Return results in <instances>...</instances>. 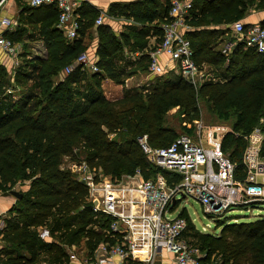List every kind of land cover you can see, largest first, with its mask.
Returning a JSON list of instances; mask_svg holds the SVG:
<instances>
[{"label": "trees", "instance_id": "obj_1", "mask_svg": "<svg viewBox=\"0 0 264 264\" xmlns=\"http://www.w3.org/2000/svg\"><path fill=\"white\" fill-rule=\"evenodd\" d=\"M253 1L222 0L218 4H208L206 0H194L189 23L195 27L219 21L233 23L242 18ZM143 4V9L138 3L128 4L120 12L142 25L135 35L146 36L152 31L161 41L162 23L170 19L171 0H166L162 16L155 1L145 0ZM257 7H264V0H260ZM26 10L32 11L40 22V34L49 55L34 61L39 64L32 82L36 83L35 87L43 88L40 95L28 89L14 102L10 101L6 112L0 115V185L10 192L28 184L20 191L22 196L17 198L6 220L3 239L10 253L5 264H37V250L43 247V241L33 234L32 228L46 226L54 215L61 216L55 220V229L78 223L79 227L61 233L59 238L70 243L84 239L88 256H92L101 243H116L119 235L113 236L109 229L111 217L94 212L87 184L71 168L62 165L63 158L81 159L91 169L101 170L113 178H119L122 173L131 175L137 170L145 179L154 178L159 170L147 159L138 138L147 134L152 146L171 144L181 135L175 137L173 127L166 124V113L174 107L180 109L186 123L200 119L199 99L209 101L221 120L235 115L232 127L239 135L226 134L223 148L228 154L232 150L229 156L236 163L237 176L245 177L242 159L247 141L244 135L253 130L250 122L264 119V52L246 47L240 37L227 60L226 55L215 51L206 40L186 32L199 66L215 64L223 70V77L210 78L196 87L183 76L171 72L170 77L158 75L152 87L128 88L123 97L111 100L104 95L101 81L108 77L124 83L116 58L128 43V35L121 41L108 29L98 28L97 65L100 70L90 76L85 91L79 87L86 71L81 65L67 76L61 73L86 51L84 37L99 16L97 11L79 7V36L69 40L56 25L58 9L54 5L30 6ZM157 19L162 20L160 26L151 25ZM144 59L148 68L150 56ZM2 64L0 60V95L5 94L9 78H12ZM58 75L55 81L53 77ZM48 82L50 88L45 89ZM260 127L264 133V123ZM182 129V133L194 132V127L186 124ZM165 174L169 184L180 179L176 174ZM179 215L187 219L188 226L195 227L184 210ZM216 223L222 227L220 232L206 234L205 241L200 244L189 239L187 231L184 233L187 240L206 254L201 259L203 264H264V215L232 223L221 218ZM62 241L54 240L46 246L45 253L54 264L68 262V252ZM128 264L141 262L130 259Z\"/></svg>", "mask_w": 264, "mask_h": 264}, {"label": "built area", "instance_id": "obj_2", "mask_svg": "<svg viewBox=\"0 0 264 264\" xmlns=\"http://www.w3.org/2000/svg\"><path fill=\"white\" fill-rule=\"evenodd\" d=\"M29 5H54L58 9V27L66 37L73 40L79 36L80 3L77 0H29ZM192 8V0H171L170 19L162 25L160 45L150 52L148 71L155 75L173 72L197 87L210 76L196 62L192 43L186 35L191 27L189 14ZM103 22L104 16L100 14L96 23L101 25ZM0 26L14 29L19 22L3 17ZM234 31L244 40L246 47L264 52L263 25L236 21ZM0 46L13 56L15 65L19 63L15 55L17 47L11 39L0 35ZM229 49L230 45L226 46L223 53L228 54ZM162 53L168 56L164 64L159 61ZM76 61L67 68V74L78 65L91 72L100 70L87 51L82 52ZM185 124L194 127V133L181 134L168 146H152L147 134L138 138L147 159L159 170L154 178H143L139 170L124 178H113L101 170L91 169L85 161L82 162L84 172L76 169L79 179L89 188L94 212L111 217L109 229L113 236L119 235L114 244L101 243L84 264H104L114 256L120 258L116 264H126L130 259L150 264L161 252L173 255L170 264H203L201 259L206 254L184 237L187 219L179 213L171 215L179 198L188 195L195 198L204 213L216 222L229 209L264 203L262 129L244 135L247 141L242 159L245 177L241 179L237 176L236 163L223 148L226 134L239 135L232 126L225 123L205 125L200 120ZM165 172L176 174L180 179L169 184ZM5 228V221L0 219V243Z\"/></svg>", "mask_w": 264, "mask_h": 264}, {"label": "crops", "instance_id": "obj_3", "mask_svg": "<svg viewBox=\"0 0 264 264\" xmlns=\"http://www.w3.org/2000/svg\"><path fill=\"white\" fill-rule=\"evenodd\" d=\"M77 1L80 3L81 9H84L85 11L96 10L97 15L102 14L104 16L103 24L98 25L95 20L93 26L88 30L86 36L84 37V41L86 42L87 45L86 51L90 54V56L94 57L96 64L97 61L99 60L98 47L100 43V35L98 28L100 26L108 29L121 41L124 40L125 35H128L129 37L128 43L124 44L123 46V54L127 53L133 58L129 61H125V65L130 68L132 66L135 69H132L133 71L130 72L131 74L128 73L124 77L125 79L124 83L121 84L115 82L111 78L108 77L104 78L101 81V87L106 98L111 100L119 99L124 96L126 89L141 87V85H138L137 87L128 85V82L132 80V77L138 76L139 72L142 73V70L138 69V64L140 63H143V66L141 67L142 69H144L143 71L149 73V75L151 76L153 75L155 76V74H151L148 71L146 65L147 60H145L144 57L148 55L150 56V52L156 49L160 45L162 39L160 41V37L157 34H154L152 31L149 35L146 36H140L139 34L135 35L136 32L142 27V25L138 23L132 16L121 13L122 12L121 10L124 8V6L132 3H138L139 4L138 6H140V8L143 9L144 8L143 2H145V0H77ZM153 1H155L158 4V12L162 16L166 11V0H153ZM206 1L208 4H218L221 3L222 0H217V1L206 0ZM192 2L194 6V0H192ZM259 2L260 0H254L252 6H249V8L245 10L244 15L238 21H242L245 24L255 23L264 26V7H257ZM113 6L116 7L114 11L111 10ZM26 9H30L29 0H3V1L0 0V19L3 17H10L13 19H17L20 25L14 29H9L5 26L4 27L0 26V35H3L9 39L12 38L11 40L14 43L19 42L18 39L22 37L20 40L21 43H19L20 45L19 47L20 48L22 47V50L26 45V47L30 50L31 55L33 54V57L46 58L48 47L40 34L41 24L35 19V17L32 14V11ZM193 11L194 10L192 8L189 14L191 17L193 15ZM41 18H44V15L41 16ZM161 22L162 20L157 19L151 25L160 26ZM235 22L236 21L228 24L219 21L218 23L212 22L211 24H208L206 26H199V27L190 25L191 27L187 30V32L196 34L197 36L201 37L203 40H206L209 46H211L215 51L220 50L223 53V49L226 46L230 45L228 54L223 53L224 55L227 56V60H228L229 55L232 53L233 49L237 45L238 40L240 39V36L237 35L236 32L234 31ZM56 23L58 27V22ZM63 34L65 35L64 32ZM136 44L141 46L139 47ZM19 47H17L18 50ZM15 55L18 57V60H20L19 59L21 56L20 50ZM0 60L6 63L8 69L12 70L17 67V64L15 65L13 63V56H10L6 52H4L1 46H0ZM167 60H168V56L166 54L162 53L159 55V61L161 63L164 64L167 62ZM116 66L124 75V72L126 71V69H124L125 67L121 69V67L117 62H116ZM170 66H172V63L170 64ZM203 67L206 68V74L209 76L211 75H213V77L224 76L223 70H221L215 64L204 63ZM122 70H124V72ZM132 72H136V73H132ZM92 74L93 72L86 70L84 74V78L82 79L81 82H79V87H82V89H84L85 86H88L90 84V76H92ZM147 84H150L152 86L154 84V81L148 79L147 83L143 86L151 87L148 86ZM6 97H12V96L7 92H5V94L3 95H0V115L6 112V110L9 107L10 101L14 102L16 99H18V98L7 99ZM23 187L27 188L28 184L26 183V185ZM16 202H17V197L11 194V192H6L0 195V219H3L5 221L6 226H7V222H6L7 217H9V214L12 208L14 207V205L16 204ZM41 228L42 227L32 228V230L35 231L37 230V232L39 233ZM38 235L40 236V239L43 240L42 233ZM9 253L10 252L8 250V247L6 246V242L4 241V239H2V242L0 243V264H5V260L9 256ZM25 254L29 256L27 252H25ZM172 259H173L172 254L167 252H161L153 259V262H151L150 264H170L172 262ZM84 260L85 259H83L81 263L76 261H69L66 264H84ZM119 260L120 258L118 256H114L104 264H116L119 262ZM128 261L126 264H128ZM141 264L144 263L141 262Z\"/></svg>", "mask_w": 264, "mask_h": 264}, {"label": "rangeland", "instance_id": "obj_4", "mask_svg": "<svg viewBox=\"0 0 264 264\" xmlns=\"http://www.w3.org/2000/svg\"><path fill=\"white\" fill-rule=\"evenodd\" d=\"M21 38L18 39L19 42L14 43V45L16 47L20 46L19 43H21V41H20ZM19 50H20L21 56L19 58L20 59L19 63L17 64V67L15 69H12V70L8 69V66L6 65V63H4V61H2V63H3L2 65H4L8 69L7 72H9V75H11V77H12V78H9V84H8V88L6 90V92L9 93L12 97H6L7 99L19 98L23 94V92H26V91L28 92L29 90H34V92H37V94L40 95V91H41V89H43V88L35 87L36 83L32 82V79L36 78V75L38 73L37 67L39 64V62H34V61L46 59L49 55V49L47 48V57L46 58L33 57V54L31 55L30 50L26 47V45L24 46L23 50H22V47L21 48L19 47ZM19 50L17 49V52ZM132 58L133 57L127 53L123 54V51H122V53L119 52V55L116 58V61L119 64V66L121 67V69H123V67H125L124 69H126L125 72H124V70H122L124 72V75H123L124 77L128 73L131 74L130 72L133 71L132 69H135L132 66L130 68V67L125 65V61H129ZM68 66H71V65L69 64ZM68 66L64 67V69L61 73L62 76L68 75L67 74ZM142 66H143V63L138 64V69L139 70L141 69L142 73L139 72L138 76L132 77V80H130L128 82V85L134 86V87L141 85V87H144L143 85H145L147 83L148 79L153 80L154 82L157 81L158 75H155V76L149 75V73H146L145 71H143L144 69L141 68ZM205 72H206V68H205ZM132 73H136V72H132ZM161 75H164V77L165 76L170 77L169 73H165V74H161ZM215 76H216V74H215ZM58 77H60V75L53 77V78L56 81V80H58ZM210 78L213 79V78H220V77H217V76L213 77V75H211ZM147 85L151 86L150 84H147ZM44 88L45 89L50 88V83L49 82L46 83ZM138 88L139 87H137V89ZM80 89H82V87H80ZM85 91H87L86 87H85ZM198 102H199L198 105H199L200 115H201L199 120L205 125L225 123L229 126H232L233 122L236 120L235 115L228 120H225V121L221 120L214 113V110H213L209 101H207L205 99H199ZM184 119H185L184 115L181 113V111L178 107H174L166 113V116H165L166 124L173 127L174 132H175V137H177L180 134H184V133H182L183 132L182 126L186 123L183 121ZM256 120L257 119H254L252 122H250L251 125L253 126L252 127L253 130L249 134H251L256 129L261 128L260 124L264 123L263 118H260L257 121ZM192 133H194V132H192ZM175 137H173V138H175ZM231 151L232 150H229V154L231 153ZM82 162L83 161H81V159L80 160H72L71 157L66 156L63 158V164L62 165L64 167L71 168L75 173H77L76 172L77 168L80 169L81 172L82 171L84 172V167H82V164H83ZM127 175L128 174H126V173H122L119 178H124ZM14 189L20 192V191L24 190L25 188L21 187V186H17ZM0 193L1 194L6 193V191L1 187V185H0ZM183 210L185 211V214L190 217L191 221L195 225V227H193L191 225L188 226L186 231L188 234V238L195 241L196 243H199V244L203 243L205 241L206 234L219 233L220 230L222 229L221 226L217 225L216 221L213 218L207 216L204 213L201 203L189 195L184 197V198H179V200L176 202V204L174 206V209H173L171 215L176 216L178 213H180ZM261 215H264V203H257L254 205H249L248 207H236L233 209H229L223 215V219H225L227 222H231V223L232 222H244V221L254 220L257 217H260ZM56 218H61V216L60 215H54L50 219L49 223L46 226L41 228L39 233L37 232V230L33 231V234L38 236L39 239H40V236L38 234L42 233V239H43L42 240L43 241V247L41 249L39 247V249L37 250L39 252V258H38L39 261L37 262V264H42V263L54 264L51 261V259L49 257H47V255L45 253L46 246L54 240L62 241L59 238L61 233H64L65 231L70 232V231L76 229L77 227H79L78 223H73V224H70V227H68V228H64V227L62 228L61 227V229L60 228L55 229ZM62 219H63V216H62ZM77 240L78 239H76L75 242H73V243L66 242L65 239H63V241H62V242H64L66 251L68 252V262L69 261H76V262L81 263L83 261V259H86L88 257V251L85 248L84 239H82L81 242H77ZM41 251H42V254H41ZM214 263H216V262H214Z\"/></svg>", "mask_w": 264, "mask_h": 264}, {"label": "water", "instance_id": "obj_5", "mask_svg": "<svg viewBox=\"0 0 264 264\" xmlns=\"http://www.w3.org/2000/svg\"><path fill=\"white\" fill-rule=\"evenodd\" d=\"M11 194H13L17 198H20L22 196V193L15 189L11 190Z\"/></svg>", "mask_w": 264, "mask_h": 264}]
</instances>
